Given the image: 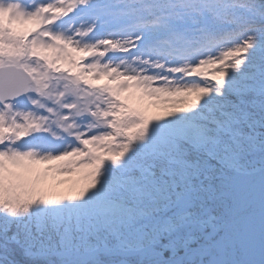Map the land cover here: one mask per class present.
Wrapping results in <instances>:
<instances>
[{
  "label": "snow or ice",
  "instance_id": "1",
  "mask_svg": "<svg viewBox=\"0 0 264 264\" xmlns=\"http://www.w3.org/2000/svg\"><path fill=\"white\" fill-rule=\"evenodd\" d=\"M0 264H264V0H0Z\"/></svg>",
  "mask_w": 264,
  "mask_h": 264
},
{
  "label": "trees",
  "instance_id": "2",
  "mask_svg": "<svg viewBox=\"0 0 264 264\" xmlns=\"http://www.w3.org/2000/svg\"><path fill=\"white\" fill-rule=\"evenodd\" d=\"M163 112H164V106L162 105H157L150 110L151 115H161L163 114ZM57 179H66V177H58Z\"/></svg>",
  "mask_w": 264,
  "mask_h": 264
}]
</instances>
